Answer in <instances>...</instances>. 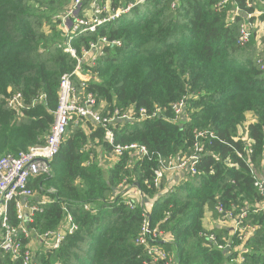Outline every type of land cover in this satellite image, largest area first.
I'll return each instance as SVG.
<instances>
[{"label": "trees", "instance_id": "1", "mask_svg": "<svg viewBox=\"0 0 264 264\" xmlns=\"http://www.w3.org/2000/svg\"><path fill=\"white\" fill-rule=\"evenodd\" d=\"M171 1L148 0L138 18H123L76 39V49L99 36L121 45L107 50L84 86L77 79L75 85L78 92L95 97L103 115L115 109L160 111L156 118L134 124L117 121L112 127L116 144L137 143L168 157L189 154L195 131L208 130L218 140L205 142L195 176L160 194L145 185L146 180L152 182L155 163L145 161L130 170L122 157L109 159L104 168L97 158L111 152L103 142L104 130L87 121L92 129L88 134L84 126L70 124L50 163L51 178L37 177L29 183L36 198L53 201L33 215L29 228L38 234L59 228L66 207L78 230L57 250L35 251L37 264H143L144 249L134 243L140 232V209L130 210L120 198L110 203L118 184L122 180L131 184L133 179L154 199L150 227L165 232L168 242L159 244L175 255L177 264H264V212H253L259 197L245 164L232 153V147L244 150L241 129L254 141L252 161L257 168L264 164V72L256 64L255 38L245 47L237 44L246 13L263 11L264 0H229L220 10L216 4L223 0H179L175 10L170 9ZM70 2L0 0V157L45 144L60 78L75 66L57 48L61 36L52 21ZM236 7L240 11L231 18ZM16 93L24 101L19 111L7 107ZM40 95L42 100L35 101ZM184 97L183 119L177 124L171 107ZM249 120L253 123L245 128ZM228 156L239 169L227 166ZM50 189L54 192L45 194ZM219 204L234 214L246 211L245 224L256 227L243 243L232 238L240 251L225 253L199 235L208 231L219 243L231 240L229 229L204 226L206 211L213 220L222 217L216 211ZM9 217L11 224L19 223L14 203L9 204ZM0 264L21 263L6 255Z\"/></svg>", "mask_w": 264, "mask_h": 264}, {"label": "built area", "instance_id": "2", "mask_svg": "<svg viewBox=\"0 0 264 264\" xmlns=\"http://www.w3.org/2000/svg\"><path fill=\"white\" fill-rule=\"evenodd\" d=\"M228 1H219L216 4V9L220 10ZM147 2L148 0H71L63 13L52 17L61 36L57 48L69 55L75 61V66L71 72L63 74L60 78L57 107L53 112L54 119L45 144L32 146L16 156L3 155L0 157V258L7 255L12 262L37 264L35 250L32 247L35 242L41 251L57 250L67 236L73 235L78 230L74 217L66 207H63L65 216L59 228L42 234L29 228L33 222V215L36 212H41L43 206L53 202L47 196L36 198L29 183L37 177L51 178L50 163L58 154L70 124L83 125L84 122L91 121L94 125L102 128L104 130L103 142L111 148L109 153L111 160L126 157V167L130 170L145 161L155 163L157 169L154 171L152 182L146 180L145 185L147 188L161 190L160 194L172 192L177 184L188 177L195 176L197 166L205 152V142L210 143L211 140H218L216 135L208 130L195 131L189 154L168 157L152 153L146 146L137 143L116 144L112 127L117 121L134 124L138 120L156 118L160 111L156 109L149 113L142 108L121 113L120 110L115 109L112 113L103 115L91 93L78 92L75 79L81 86H84L94 76L91 70L103 59L107 50L119 47L121 43L118 40H109L106 36H99L96 41L89 42L87 46L81 45L79 49H76L73 46L74 41L81 36L97 33L101 27L113 25L119 20L127 18L131 13L144 7ZM178 6L179 0L170 2L171 10H175ZM251 6L252 4L247 3L248 8ZM239 11L236 7L231 18L237 16ZM261 16H264V10L246 13V20L240 24L238 29L237 44L240 47H245L250 43L252 37L255 38L259 51L256 64L264 72V41L262 40L264 38V19L260 20ZM41 98L43 96L38 99ZM186 101L187 98L184 97L171 107L174 121L177 124H180L183 119ZM7 107L14 111L22 110L24 101L21 93L12 94L7 100ZM251 123L253 121L249 120L245 124V128ZM240 135L244 150L241 152L232 147V153L245 164L252 179V185L259 197L257 207L253 212H264V164L260 168L256 167L252 161L254 141L248 137L247 132L243 131ZM225 162L228 167L239 169V164L232 161L230 156L225 159ZM53 192L54 190L50 189L45 194ZM119 198L121 199L120 204L123 206L130 210L139 208L141 211L140 232L134 243L144 249L143 264H177L175 255L166 252L159 244L168 242L165 232L150 227V211L154 199L149 198L140 190L135 179L131 184L127 180H122L118 184L114 196L110 198V203ZM10 203L15 204L16 219L19 221L17 225L10 222ZM83 209L90 211L88 205H84ZM95 211L93 210V212ZM216 211L218 214H222V217L212 221L213 225L221 227L220 225L223 224V228L229 229V239L231 240L223 238L225 242L219 243L216 235L208 231L201 232L200 237L204 238L208 245L225 253L232 250L240 251L241 247L236 248L232 238H237L243 243L256 230V227L245 224L247 212L244 210L234 214L232 210H225L219 204ZM24 241L26 242L24 243Z\"/></svg>", "mask_w": 264, "mask_h": 264}, {"label": "rangeland", "instance_id": "3", "mask_svg": "<svg viewBox=\"0 0 264 264\" xmlns=\"http://www.w3.org/2000/svg\"><path fill=\"white\" fill-rule=\"evenodd\" d=\"M65 11V10H64ZM64 11H62V12H60V13H57L56 15H58V14H61V13H63ZM144 12V8H141V9H139L138 10V12L136 13V12H133V13H131L126 19H131V18H138L140 15H142V13ZM55 16V15H54ZM48 26H45V30L47 31L48 30ZM40 96H42V95H40ZM40 100H42V98L41 99H38L37 101H40ZM98 108H100V106H98ZM249 117H247V119H248ZM86 123L87 122H84L83 123V125L82 126H84V128H85V131L89 134V132L92 130L91 128H89V125H86ZM242 128V127H241ZM243 131H241V129L239 130V134H241ZM96 142H98V139L97 140H95ZM100 146H96V148H99ZM98 161L100 162V164L104 167V168H108L109 167V164H110V160L112 159L110 156H109V154L108 155H106V156H101V155H98ZM110 159V160H109ZM210 213L208 212V211H206V213H205V217H204V219H203V222H212V221H216V220H213L212 219V217H210V215H209ZM208 225V224H207ZM32 247L34 248V250L35 251H37V250H39V245L35 242L33 245H32Z\"/></svg>", "mask_w": 264, "mask_h": 264}, {"label": "crops", "instance_id": "4", "mask_svg": "<svg viewBox=\"0 0 264 264\" xmlns=\"http://www.w3.org/2000/svg\"><path fill=\"white\" fill-rule=\"evenodd\" d=\"M203 223H204V226H205V227H210V228H211V227L214 226V225H213V222H210V221H209V222H208V221H207V222H203ZM207 224H208V225H207ZM227 225H228V224H227ZM220 226L223 227V224H221Z\"/></svg>", "mask_w": 264, "mask_h": 264}, {"label": "water", "instance_id": "5", "mask_svg": "<svg viewBox=\"0 0 264 264\" xmlns=\"http://www.w3.org/2000/svg\"><path fill=\"white\" fill-rule=\"evenodd\" d=\"M160 243H163V242H160Z\"/></svg>", "mask_w": 264, "mask_h": 264}]
</instances>
